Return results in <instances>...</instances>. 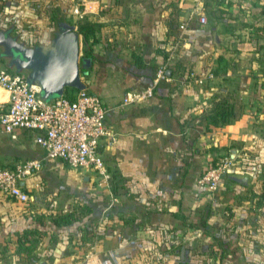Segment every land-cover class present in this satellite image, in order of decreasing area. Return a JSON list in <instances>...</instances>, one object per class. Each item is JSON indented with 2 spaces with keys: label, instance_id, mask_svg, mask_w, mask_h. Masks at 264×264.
Returning a JSON list of instances; mask_svg holds the SVG:
<instances>
[{
  "label": "crops",
  "instance_id": "obj_1",
  "mask_svg": "<svg viewBox=\"0 0 264 264\" xmlns=\"http://www.w3.org/2000/svg\"><path fill=\"white\" fill-rule=\"evenodd\" d=\"M47 7L37 43L50 38V22L99 25L81 77L107 106L99 150L109 178L82 189L90 212L63 226L0 194V240L48 229L28 256L14 247L0 264H220L221 249L224 264H264V0H0V27L20 39ZM161 65L152 93L125 103ZM1 144L45 157L29 131ZM221 153L231 165L217 187L200 189L198 176ZM43 162L26 191L62 172L61 160Z\"/></svg>",
  "mask_w": 264,
  "mask_h": 264
},
{
  "label": "built area",
  "instance_id": "obj_2",
  "mask_svg": "<svg viewBox=\"0 0 264 264\" xmlns=\"http://www.w3.org/2000/svg\"><path fill=\"white\" fill-rule=\"evenodd\" d=\"M73 11L81 13L78 7ZM205 19L200 15L201 22ZM164 76L165 67L161 65L155 71L152 84L142 93L126 94L123 101L133 102L150 95ZM194 78L203 81L201 77ZM0 92L4 93L0 96V130L6 133L19 129L29 131L44 150L45 158L59 159L73 168L93 170L101 181H107L109 172L99 150V141L106 133L107 106L98 94L82 86L75 90L73 97L62 94L46 100L39 87L27 81L25 74L3 67H0ZM232 160L229 154H224L215 165H207L197 179L200 189L217 187ZM41 166L42 160L37 158L0 165V194L27 201L29 193L23 188L24 179Z\"/></svg>",
  "mask_w": 264,
  "mask_h": 264
},
{
  "label": "water",
  "instance_id": "obj_3",
  "mask_svg": "<svg viewBox=\"0 0 264 264\" xmlns=\"http://www.w3.org/2000/svg\"><path fill=\"white\" fill-rule=\"evenodd\" d=\"M0 46L1 54L15 70H26L27 81L36 84L46 100L62 95L66 86L82 87L81 67L91 61L82 56L80 34L67 22L59 24L48 41L33 45L0 27Z\"/></svg>",
  "mask_w": 264,
  "mask_h": 264
},
{
  "label": "rangeland",
  "instance_id": "obj_4",
  "mask_svg": "<svg viewBox=\"0 0 264 264\" xmlns=\"http://www.w3.org/2000/svg\"><path fill=\"white\" fill-rule=\"evenodd\" d=\"M52 7V6H51ZM51 7L47 8H41L39 12H44L42 14H36L33 15V23H31V28L28 26L25 27L26 31H24L23 35H19L21 38L20 40H24L26 44H37V42L40 40L41 35L43 30V26L41 25V21L39 22L40 16H47L48 14V9ZM38 20V21H37ZM35 21L39 22L36 23ZM53 26V31L57 29L58 23L54 21V23L50 22L46 24V26ZM53 31L51 32L50 37L53 35ZM17 37V36H16ZM19 39V37H17ZM49 40V38L47 39ZM2 47L0 46V67L9 69V70H15L14 67L10 64L9 62V57L4 56L1 54ZM80 52L81 51V36H80ZM19 72L25 74L26 70H19ZM205 82V81H204ZM6 137V132L0 130V140L4 139ZM30 136H28L29 138ZM12 140L13 137L11 135H7V140ZM10 148V150H9ZM226 154V153H225ZM224 155L223 153L219 154L218 156ZM20 156V157H19ZM18 158V159H17ZM31 158L28 155H22L17 148H11L8 145H0V165H11L13 161L17 160H25ZM42 159V166H43V161L44 159L46 160L47 158L45 157H38ZM63 162V161H61ZM35 172V173H34ZM32 172L31 174H36V171ZM91 173L94 176H90ZM89 175L90 178H86V176ZM71 178H74V182L78 184L77 190L75 188L72 190L70 189L69 183L67 181H70ZM101 181V178L99 175L93 171V170H85L81 168H73L69 166L67 163L63 162V168L62 172L58 171L56 174H49L47 176H41L37 177V186L34 188H30L27 192L29 193V199L24 202H20V204L23 206V210H25L24 213H28L32 218H41L42 216L44 217V221H50L49 220V215L50 214H59L64 211H66V208H75L76 210H81L80 207H78L79 202L82 198V189H86L87 187L91 189L94 186H98V183ZM91 191V190H89ZM5 199L17 201L8 195H2ZM68 203V206L67 204ZM71 203V206L69 205ZM39 206V207H38ZM67 206V207H66ZM48 230L47 228H40V233H36L37 236L35 238L39 240L38 242L43 241V236L45 231ZM32 237L31 235L29 236ZM14 237L9 238H4L3 240H0L3 244L6 245V251L7 255L9 254V250L14 249L16 247V244L14 242ZM211 245H215L217 247V244L214 239L210 238L209 239ZM218 241V240H216ZM4 253L1 252L0 254ZM32 255V254H31ZM2 254L0 255V257ZM28 256V254L26 255ZM30 256V255H29ZM209 262H212V260H209Z\"/></svg>",
  "mask_w": 264,
  "mask_h": 264
},
{
  "label": "trees",
  "instance_id": "obj_5",
  "mask_svg": "<svg viewBox=\"0 0 264 264\" xmlns=\"http://www.w3.org/2000/svg\"><path fill=\"white\" fill-rule=\"evenodd\" d=\"M99 28L98 23L92 22L86 19H80L77 22V27L76 30L79 32L81 36V51H82V56L85 57H90L91 60L95 58V54L92 52V47L91 45L97 41L95 32ZM21 41L24 42L22 39ZM25 43V42H24ZM224 65L226 63H223ZM13 70V69H12ZM77 88L72 87V86H66L64 88L63 94L67 97H73L74 92ZM89 91V90H88ZM224 112V111H223ZM230 113H232V110H229ZM225 116V115H224ZM223 116V118H224ZM227 154V153H226ZM223 156V155H222ZM221 157V156H220ZM219 156L212 158L210 164L215 165L219 158ZM81 210H76L75 208L69 210V211H64L59 214H50L49 215V220L51 223L57 225V226H63L71 223L72 221H76L82 218L83 215H86L90 212V207L87 204H80L78 205ZM36 221L43 223L44 222V217L42 216L41 218H34ZM40 233V229L37 227H26L24 228L21 232L17 233L16 238H15V243H16V251H22L25 252L26 254H30L32 247L36 243L37 239L32 236V234ZM30 237L29 239V236ZM216 244L218 245L219 249H221V244L223 243L222 241H216L214 239ZM0 250L1 252L6 251V245L0 242ZM2 255L5 253H1ZM0 254V255H1ZM219 261L220 264H224V255H223V250L221 249V252L219 253Z\"/></svg>",
  "mask_w": 264,
  "mask_h": 264
}]
</instances>
